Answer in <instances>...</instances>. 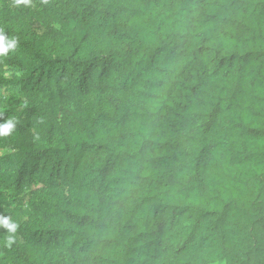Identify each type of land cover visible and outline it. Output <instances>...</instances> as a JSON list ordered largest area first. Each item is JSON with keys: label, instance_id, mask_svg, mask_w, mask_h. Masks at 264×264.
<instances>
[{"label": "trees", "instance_id": "obj_1", "mask_svg": "<svg viewBox=\"0 0 264 264\" xmlns=\"http://www.w3.org/2000/svg\"><path fill=\"white\" fill-rule=\"evenodd\" d=\"M0 264H264V0H0Z\"/></svg>", "mask_w": 264, "mask_h": 264}, {"label": "clouds", "instance_id": "obj_2", "mask_svg": "<svg viewBox=\"0 0 264 264\" xmlns=\"http://www.w3.org/2000/svg\"><path fill=\"white\" fill-rule=\"evenodd\" d=\"M17 2L28 5L30 0H17ZM17 47L18 39L6 36L4 31L0 29V56L8 55ZM17 126L18 121L15 118L0 120V139L13 136L17 130ZM0 227L9 233L7 244L11 245L14 242L12 234L16 232L17 224L9 216H0Z\"/></svg>", "mask_w": 264, "mask_h": 264}, {"label": "rangeland", "instance_id": "obj_3", "mask_svg": "<svg viewBox=\"0 0 264 264\" xmlns=\"http://www.w3.org/2000/svg\"><path fill=\"white\" fill-rule=\"evenodd\" d=\"M4 154L2 151H0V155Z\"/></svg>", "mask_w": 264, "mask_h": 264}]
</instances>
